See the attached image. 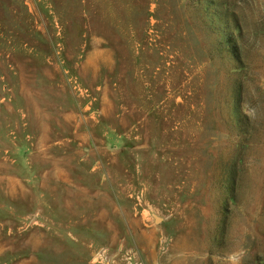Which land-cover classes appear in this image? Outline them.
Listing matches in <instances>:
<instances>
[{"label": "rangeland", "instance_id": "obj_1", "mask_svg": "<svg viewBox=\"0 0 264 264\" xmlns=\"http://www.w3.org/2000/svg\"><path fill=\"white\" fill-rule=\"evenodd\" d=\"M0 264H264V0H0Z\"/></svg>", "mask_w": 264, "mask_h": 264}]
</instances>
